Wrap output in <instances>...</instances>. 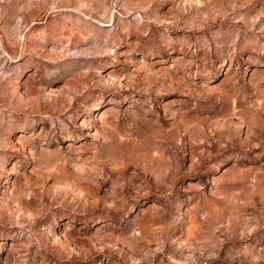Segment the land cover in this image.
<instances>
[{"label":"rangeland","instance_id":"374dc122","mask_svg":"<svg viewBox=\"0 0 264 264\" xmlns=\"http://www.w3.org/2000/svg\"><path fill=\"white\" fill-rule=\"evenodd\" d=\"M0 264H264V0H0Z\"/></svg>","mask_w":264,"mask_h":264}]
</instances>
